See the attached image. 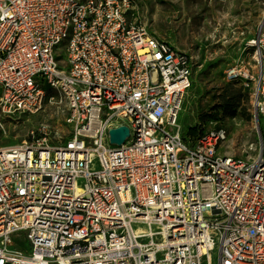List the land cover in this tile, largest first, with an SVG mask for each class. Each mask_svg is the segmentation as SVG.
I'll return each mask as SVG.
<instances>
[{
	"label": "built area",
	"instance_id": "1",
	"mask_svg": "<svg viewBox=\"0 0 264 264\" xmlns=\"http://www.w3.org/2000/svg\"><path fill=\"white\" fill-rule=\"evenodd\" d=\"M245 48L224 79L254 83L264 134V16ZM194 68L134 0H0V116L58 102L67 126L0 147V264H264V143L228 155L223 126L190 143Z\"/></svg>",
	"mask_w": 264,
	"mask_h": 264
},
{
	"label": "rangeland",
	"instance_id": "2",
	"mask_svg": "<svg viewBox=\"0 0 264 264\" xmlns=\"http://www.w3.org/2000/svg\"><path fill=\"white\" fill-rule=\"evenodd\" d=\"M141 18L147 23L150 32L180 49L188 51L194 58V85L189 91L183 110L188 114L190 125L196 122L198 113L213 115L206 127L223 126L228 138L221 150L228 155L253 159L261 149L260 134H264L261 123L253 114L252 95L254 83L244 86L249 94L250 120L241 116H225L217 110L218 94L227 84L224 71L234 63L251 60L252 51L245 48L248 37L254 35L263 20L264 4L257 0H134ZM241 84V82H237ZM183 112H181L182 114ZM60 103H47L36 114L0 116V147L21 143L37 131L42 124L52 129V139L65 136L67 126ZM183 128L186 119L180 118ZM60 132V133H56ZM83 183V178H78ZM135 227L145 224H134ZM19 238V237H18ZM18 240L20 248L29 251L30 243L22 233ZM213 264H218V252L213 253Z\"/></svg>",
	"mask_w": 264,
	"mask_h": 264
},
{
	"label": "trees",
	"instance_id": "3",
	"mask_svg": "<svg viewBox=\"0 0 264 264\" xmlns=\"http://www.w3.org/2000/svg\"><path fill=\"white\" fill-rule=\"evenodd\" d=\"M249 94L244 91L242 84L237 82H228L223 86V90L217 97L216 107L225 116L235 117L241 116L246 120L252 118V114L249 109ZM218 111L213 115L208 113H198L196 122L191 125L188 130V137L191 144H194L200 139L206 132V124L211 118H216Z\"/></svg>",
	"mask_w": 264,
	"mask_h": 264
},
{
	"label": "water",
	"instance_id": "4",
	"mask_svg": "<svg viewBox=\"0 0 264 264\" xmlns=\"http://www.w3.org/2000/svg\"><path fill=\"white\" fill-rule=\"evenodd\" d=\"M110 141L113 144L121 145L126 141V138L129 136L130 131L127 125H121L116 128L109 130ZM261 146L263 145V137L260 134Z\"/></svg>",
	"mask_w": 264,
	"mask_h": 264
}]
</instances>
